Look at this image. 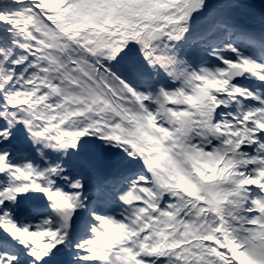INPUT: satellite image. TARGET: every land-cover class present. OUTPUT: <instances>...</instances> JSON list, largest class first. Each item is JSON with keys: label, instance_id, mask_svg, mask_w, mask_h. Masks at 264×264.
<instances>
[{"label": "snow or ice", "instance_id": "snow-or-ice-1", "mask_svg": "<svg viewBox=\"0 0 264 264\" xmlns=\"http://www.w3.org/2000/svg\"><path fill=\"white\" fill-rule=\"evenodd\" d=\"M0 264H264V0H0Z\"/></svg>", "mask_w": 264, "mask_h": 264}]
</instances>
